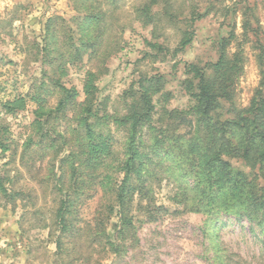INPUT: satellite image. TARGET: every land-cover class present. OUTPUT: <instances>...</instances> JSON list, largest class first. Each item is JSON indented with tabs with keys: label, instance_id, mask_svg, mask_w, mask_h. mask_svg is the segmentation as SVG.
I'll return each instance as SVG.
<instances>
[{
	"label": "trees",
	"instance_id": "trees-1",
	"mask_svg": "<svg viewBox=\"0 0 264 264\" xmlns=\"http://www.w3.org/2000/svg\"><path fill=\"white\" fill-rule=\"evenodd\" d=\"M104 1L106 8L102 0H75L77 16L71 21L81 34L79 44L71 35L63 40L55 36L68 23L64 18L47 19L49 38L41 52L48 68L30 96L33 119L19 154L11 148L0 119V159H8L0 166V199L14 209L17 203L34 205V195L50 197L51 209L41 227L53 239L54 264H101L111 255H124L126 242L132 243L135 214L149 223L166 214L154 199L155 189L165 180L172 181L170 200L181 212L208 220L223 214L263 225L264 40L254 25L258 24L255 4L241 12L242 37L254 38L259 69V83L247 107L234 100L244 59L240 45L234 53L228 51L234 36L227 32L216 41L214 62L183 63L178 83L187 99L183 108L168 107L173 98L162 89L161 76L138 77L119 97L124 112L120 116L115 110L109 114L104 100H98L95 72L84 73L79 100L80 93L62 82L66 67L81 62L86 52L90 60L102 58L104 63L121 51V39H114L111 24H124V14L150 28L156 41L147 45L162 59L169 51L157 42L161 30L166 24L176 27L175 56L192 42L194 23L217 11L216 0H140L126 12L118 4L122 0ZM182 21L184 28L179 26ZM52 24L56 28L50 29ZM1 107L14 115L24 110L25 100L18 96ZM117 130L123 134L120 141L113 138ZM16 156L37 191L17 188L15 177L3 169ZM98 194L92 218L83 219L81 206Z\"/></svg>",
	"mask_w": 264,
	"mask_h": 264
},
{
	"label": "rangeland",
	"instance_id": "rangeland-1",
	"mask_svg": "<svg viewBox=\"0 0 264 264\" xmlns=\"http://www.w3.org/2000/svg\"><path fill=\"white\" fill-rule=\"evenodd\" d=\"M140 0H122L126 12ZM106 8V1L102 0ZM75 0H0V119L7 127L11 148L20 153L21 144L29 135V123L33 119L34 103L30 96L38 87L41 72L47 70L42 62L41 49L49 38L45 28L47 19L52 16L64 18L57 39L72 36L79 44L73 10ZM254 7L258 18V37L264 40V0H216L215 12L194 23V37L184 50L172 56L177 46L176 27L164 25L157 42L168 48L165 59L147 42H155L149 27L132 21L131 15H122L124 24H111L116 38L120 37L121 51L104 60L89 59V52L81 56V62L67 66V75L62 79L68 88L74 87L82 100V80L86 71L97 74L96 86L98 100L103 101L109 114L114 110L123 115V105L119 97L138 77L161 76L162 89L171 93L170 108H183L186 97L180 93L179 80L182 78L183 63L197 62L204 65L216 59L215 44L218 38L232 32L228 51L234 53L238 46L244 59L242 74L235 81V103L241 108L248 106L254 89L259 83V69L252 49V36L242 37L241 12L245 6ZM102 6L100 8H102ZM227 8V12L219 11ZM179 24L181 28H184ZM178 26V27H179ZM177 27V28H178ZM56 28L52 24L51 28ZM122 28V32L119 30ZM118 34V35H117ZM82 38V37H81ZM22 96L25 100L24 110L14 115L5 114L1 104ZM49 104H53L50 101ZM112 130L114 127H112ZM113 138L120 141V130L113 132ZM8 162L4 156L0 166ZM234 163V162H233ZM7 175L15 177L17 188L37 191V186L19 166L18 156L5 168ZM20 175H16L17 173ZM121 177V176H120ZM172 181H163L154 191L156 205L167 209L155 222H146L142 214H135V230L132 243L126 242L127 251L121 257L113 255L102 260L101 264H264V224L256 225L243 218L220 214L208 220L201 214L181 212V207L170 200L173 194ZM101 195V193H99ZM99 194L88 199L81 206V217L92 218L96 210ZM32 206L5 204L0 199V264H54L52 254L55 252L53 239L47 235V229L41 226L47 220L51 209L48 196L41 199L34 195ZM37 210V213H35ZM134 240V241H133Z\"/></svg>",
	"mask_w": 264,
	"mask_h": 264
}]
</instances>
